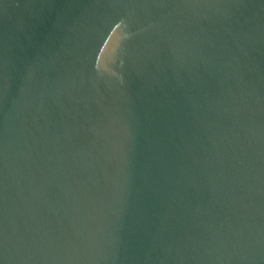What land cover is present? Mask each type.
Listing matches in <instances>:
<instances>
[{
    "label": "water",
    "instance_id": "water-1",
    "mask_svg": "<svg viewBox=\"0 0 264 264\" xmlns=\"http://www.w3.org/2000/svg\"><path fill=\"white\" fill-rule=\"evenodd\" d=\"M0 264H264V0H0Z\"/></svg>",
    "mask_w": 264,
    "mask_h": 264
}]
</instances>
